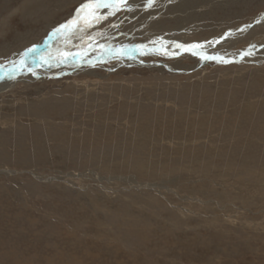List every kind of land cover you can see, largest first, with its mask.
Returning <instances> with one entry per match:
<instances>
[{
  "label": "rangeland",
  "instance_id": "rangeland-1",
  "mask_svg": "<svg viewBox=\"0 0 264 264\" xmlns=\"http://www.w3.org/2000/svg\"><path fill=\"white\" fill-rule=\"evenodd\" d=\"M174 1L122 9L70 56L210 42L264 14V0ZM81 2L0 0V64ZM263 45L264 23L225 49ZM67 64L0 94V264H264V60Z\"/></svg>",
  "mask_w": 264,
  "mask_h": 264
},
{
  "label": "bare ground",
  "instance_id": "bare-ground-1",
  "mask_svg": "<svg viewBox=\"0 0 264 264\" xmlns=\"http://www.w3.org/2000/svg\"><path fill=\"white\" fill-rule=\"evenodd\" d=\"M157 1L158 0H154L152 5H155V2ZM177 1L178 0H175L173 5L170 6V10H172V12H180L184 7L182 5L183 3L176 4ZM166 2L168 3L169 1ZM185 2L187 3V1ZM167 3L166 5H168ZM132 7H136V9H138L137 10L138 13H143V14L147 13V15L150 12L152 13L148 5V0H143V1L128 0V4L125 7H122L118 11H116V14L119 13L122 9H129ZM156 9H158L157 6L153 7V10ZM113 11L115 10L111 8L97 9L96 14L102 17L98 22H93L88 24L85 22L84 19H81L76 27L70 28L67 31H61L59 33L56 32L54 36H50V38L44 40L36 47H33L35 51H28L29 49H33V48H28L19 52L16 51L17 53H13L9 61L0 64V94L2 92H6L7 90L12 89L17 83H30L32 81L42 80L43 78L52 75L59 76L65 73H73L67 71L68 69L66 68V66L61 68L62 65L63 64L66 65V63L71 65L72 68L77 67L76 70L79 71H83V70L85 71L86 67L92 68L96 64H100V63L108 64L115 62V65L117 64L118 67L140 66V65H147L148 67L161 66L167 69V71L169 70L170 72H173V70H176L175 68H173V66L177 67L182 63V61L185 60L197 61L199 63L197 66H200L201 64L211 61V59H203L202 57L204 56L217 57V59H215L216 62H233V61L239 62V60L249 62L257 58H259V60H264V45L255 46V47H246L243 50H235L234 52H231L232 50L229 52L228 50L225 49L226 44H229L234 41L237 42V40L242 39L243 36L248 32L249 28L259 24H263L264 14H261V17L259 16L258 18L254 19V21L250 24V26H243L237 28L235 30L230 31L227 34L221 35L215 38L214 40H211L210 42H203L196 44L199 47L193 49L192 51L186 50L191 45L188 44L185 45L179 41H175L171 39H159L158 41L155 42L153 39V42L139 43L126 47L124 46L126 40L123 41V39H125L123 38L122 41L124 43L123 42L119 44L115 43V45L112 46V48H109L108 51L104 53L101 52L100 54L95 55L94 54L95 50L94 51L92 50L93 54L90 52L92 55L88 54V58L83 60L78 59L81 56H85L84 54H82L83 52L81 53L80 51H79L80 52L79 56L76 57L70 56L74 53L73 48L75 47L73 46L78 47L80 45H84L85 47V45H87L92 41V35H90L87 39L84 38V36H80L76 39V36L84 34L86 31L89 32L90 30L96 29L98 25H100L101 23L109 20L111 17L116 15V14L115 15L111 14ZM80 15L83 16L84 14L81 13ZM94 36L95 35H93V37ZM78 41L80 42L77 45ZM117 41L119 40H116V42ZM178 45H182L183 47H178ZM122 49L123 51H121ZM193 52H195L196 54L194 55ZM59 56L60 57L69 56V57L65 58L64 60H61ZM71 58H74L75 61L74 60H73L74 62L71 61L70 60ZM147 58H153L155 60L165 59L171 62L170 64L166 62L163 63L155 62V63L146 64L143 62V60ZM171 59H174V61ZM21 60H23L22 65H21Z\"/></svg>",
  "mask_w": 264,
  "mask_h": 264
},
{
  "label": "snow or ice",
  "instance_id": "snow-or-ice-1",
  "mask_svg": "<svg viewBox=\"0 0 264 264\" xmlns=\"http://www.w3.org/2000/svg\"><path fill=\"white\" fill-rule=\"evenodd\" d=\"M154 0H148L149 7L152 6ZM128 4V0H88V2H81L79 8L77 9V17L70 21L67 24L60 25L59 28L55 29L57 33L61 31H67L70 28L76 27L81 19H84L86 23L90 24L93 22H98L102 17L96 14V10L100 8H111L113 11L111 14L115 15L116 11L120 8L125 7ZM83 13L84 15H80ZM178 47H183L182 45H178ZM199 47L198 45H191L188 51H192L193 49ZM28 51H35V49H29ZM123 51V49L121 50ZM195 55L196 53L193 52ZM203 59H217V57H202ZM23 64V60H21V65Z\"/></svg>",
  "mask_w": 264,
  "mask_h": 264
}]
</instances>
